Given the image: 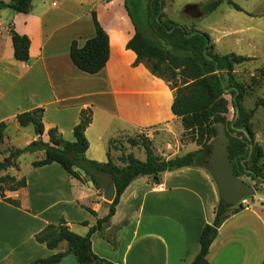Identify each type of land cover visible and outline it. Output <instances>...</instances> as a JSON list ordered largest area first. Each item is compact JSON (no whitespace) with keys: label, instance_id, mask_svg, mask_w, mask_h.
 Here are the masks:
<instances>
[{"label":"crops","instance_id":"crops-1","mask_svg":"<svg viewBox=\"0 0 264 264\" xmlns=\"http://www.w3.org/2000/svg\"><path fill=\"white\" fill-rule=\"evenodd\" d=\"M85 1L33 0L29 13L11 8L0 10V122H16L18 114L43 108L42 139L48 142V131L57 128L66 140L72 141L81 110L91 108L92 122L86 129L88 159L99 163L111 159L121 165L120 156L126 151L145 160L143 149L120 146L118 140L154 127H159V134L152 132L148 136L155 154L167 159L182 155L169 153L176 143L171 136L162 147V127L168 135L176 134L181 126L180 118L172 112L174 90L144 63L135 65L137 54L126 47L135 26L124 0L103 1L88 10L97 11L110 35V58L105 68L90 74L73 64L72 41L77 40L82 46L95 34L93 20L85 21L81 14L67 11L70 4L85 6ZM115 1L122 4V11L112 10ZM62 12L68 16L62 17ZM12 29L30 38L28 62L14 58ZM114 37L119 46H115ZM211 38L216 51L219 39ZM247 57L254 58L251 61L259 59ZM259 66L264 68V61ZM246 86L248 91L264 90V76L261 84L251 86L250 81ZM259 101L246 108L255 110L251 122L255 140L264 153V128L258 130L253 120L261 105ZM38 136L27 138V144ZM239 136L245 139L243 134ZM246 141L241 140L243 157L248 152ZM190 144L183 155L198 149ZM32 154L44 157V151ZM261 163L264 164V154ZM108 178L99 174L96 188L93 182L88 185L70 177L57 162L29 171L25 187L6 192L20 206L0 199V264H31L38 257L66 250V243L50 249L35 238L48 224H56L61 218L71 230L87 234L98 218L109 212L110 202L104 199ZM252 180L259 190L264 189V181ZM219 201L216 184L202 165L166 171L158 183L150 176H139L122 193L109 225L93 235V250L116 264H191L200 251L201 232L206 224L213 223ZM242 202L246 207L217 229L207 256L210 264H264V196L257 190L253 200ZM86 207L96 211V215ZM113 236L117 247L108 240ZM58 264L80 263L75 254L69 253Z\"/></svg>","mask_w":264,"mask_h":264},{"label":"trees","instance_id":"trees-1","mask_svg":"<svg viewBox=\"0 0 264 264\" xmlns=\"http://www.w3.org/2000/svg\"><path fill=\"white\" fill-rule=\"evenodd\" d=\"M32 1L5 2L0 0V10L11 8L16 12L29 13ZM220 2L221 0H213L204 6L191 4L186 7L185 11L201 18L206 13L215 10ZM228 2L237 10H242L233 0H228ZM165 4L166 0H124L125 8L135 26V33L128 40L126 47L137 54L135 65L144 63L152 74L169 83L174 90L172 112L181 118L185 128L191 129L201 147L184 155L167 159L155 154L151 139L145 133H139L136 137H129L128 142L133 147L140 146L144 149L145 160L139 159L133 152L123 151L120 156L121 165L115 164L111 159L106 163H99L86 157V151L89 148L86 129L93 117L91 108L81 110L80 121L73 129L74 140L72 141L66 140L57 128H51L48 131V142L42 139L41 136L45 132L43 108H35L18 114L16 116L18 126L23 129L33 128L30 129L32 130L31 135L39 136L23 147L9 149V154L3 161H0V173L11 167H17V160L23 154L44 151L43 158L32 162L33 167H42L57 162L70 177L84 182L78 172L81 168L90 176L96 188L99 187V174L112 175L116 187V196L113 202L109 203V212L104 217L98 218L97 223L89 229L87 234L81 235L71 230L64 218L56 224H48L37 233L36 240L46 244L48 248H58L64 242L67 248L50 256L38 257L31 264H58L69 253L75 254L80 264H116L94 252L93 235L102 232L109 225L122 193L135 178L150 176L158 183L159 177L166 171L201 165L210 141L217 136L216 125L211 122L212 117L215 116L216 106L222 111H231L233 106L234 117L231 128L238 135L243 134L248 142L247 155L242 157L240 162L241 170L254 180L264 181V164L261 163L264 153L261 145L255 140L251 122L255 110H248L245 107L244 99L248 87L240 82L234 73L237 65L254 58L236 53L218 54L209 33L195 26L189 28L173 18L166 17ZM91 16L95 28L94 36L87 39L82 46L77 40H73L70 46V57L73 64L80 70L96 74L105 68L110 58V35L99 21L96 10H92ZM11 35L14 58L21 62H28L30 59L29 36L13 29ZM114 43L115 46H119L115 37ZM263 76L264 68H261L258 76H252L251 86L261 84ZM226 94L231 96L232 106L230 100L225 97ZM261 102H263L262 99ZM219 123L224 124L226 128V117L222 116ZM7 129L8 122H0V144L5 140ZM227 135L230 139L229 155L233 162L234 172L242 177L235 168L233 144L228 133ZM111 145L115 146L114 142ZM243 150L244 145L242 144L237 153ZM26 184V176L17 178L16 175L8 173L0 175V199L20 206L18 200L6 196V191L18 190ZM245 207L246 205L242 202L229 207L221 200L219 201L213 223L206 224L201 232L200 251L191 264H210L207 256L216 237L217 229L227 218ZM86 208L96 215V211L89 207ZM108 240L114 247L118 246L115 236L108 237Z\"/></svg>","mask_w":264,"mask_h":264},{"label":"rangeland","instance_id":"rangeland-1","mask_svg":"<svg viewBox=\"0 0 264 264\" xmlns=\"http://www.w3.org/2000/svg\"><path fill=\"white\" fill-rule=\"evenodd\" d=\"M103 1L104 0H86L85 6H82L80 4H70L69 6L71 9L67 11L72 13V15L76 13L81 14L84 17L85 21H92L91 13L88 12V10H90V8H97V4L103 3ZM211 1L213 0H166L164 13L166 17L173 18L180 24H183L189 28L195 26L196 28L209 33L215 40L219 39L216 49L219 54L235 52L237 54L245 56L258 57V61L254 60L251 62H246L235 67L236 78L245 85H248L250 84L251 77L253 75L258 76L259 69L261 68L260 66L258 67V64L260 65L261 62L264 61V0H233L242 8V10H237L236 8H234L233 5L228 2V0H221L220 4L215 10L206 13L201 18L195 17L194 13H188L185 11L186 7L191 4L204 6ZM112 7L113 11L120 12L123 10L122 4H120L118 1L113 2ZM61 15L62 17L68 16L67 13L64 12H62ZM58 17L59 15H57V18ZM248 92L249 96L246 100H244L245 107H254L256 104V100H260V108L256 111L253 117V120L256 122V128L260 130L261 128H264V104H262L264 103V90L249 89ZM225 97L230 100L232 106L231 96L226 94ZM261 99L263 100V102H261ZM214 109L215 116H213L211 120L213 125L218 124L219 119L222 116L226 117V131L229 134L233 144V159L238 174H240L245 181H247L251 185H254V181L250 177L246 176L240 167L243 152L241 151L240 153H237V151L242 145L241 140L245 141V139L242 136H239L231 128V122L234 117L233 106L231 111L219 110L218 106H216ZM180 125V129L179 131H176V134L170 133L168 135H166L164 127H162V147L166 144L165 142L169 141L168 136H171L172 140H175L176 142L175 145H173V150L169 152L171 154L183 155V153H185V151L188 149V145L190 143H193L192 145L190 144L192 147L199 149L201 147V144L198 143V140L196 139V136L192 134L191 129H187L183 126L181 118ZM30 129L33 128L23 129L19 127L16 122H8V129L6 130L5 140L0 144V161H3L4 158L9 154V149L13 147H23L27 144V138L33 136L31 135L32 130ZM142 131L147 136L152 132L154 135H157L160 132L159 127L149 129L147 128ZM139 133L141 132L135 131L132 134L123 136L118 140V143L120 144V146L124 144L126 145V147H133L129 144L128 138L136 137V135ZM137 147L143 149L140 146ZM162 151L165 152L163 149ZM42 157L43 154L38 156L32 153H25L17 160V167H11L6 171H2L0 175H5L8 173L11 175H16L17 178L26 176L29 171L35 168L32 166L33 160ZM258 193H262L264 196V189H258ZM248 199L251 201L254 199V197ZM242 203L246 205L245 202Z\"/></svg>","mask_w":264,"mask_h":264},{"label":"water","instance_id":"water-1","mask_svg":"<svg viewBox=\"0 0 264 264\" xmlns=\"http://www.w3.org/2000/svg\"><path fill=\"white\" fill-rule=\"evenodd\" d=\"M216 129L217 136L210 141L201 165L212 176L220 200L227 206L233 207L248 198L254 197L257 194V190L254 185H251L234 172L233 162L229 155L230 139L226 133L225 125L218 123L216 124ZM78 172L83 181L91 185L92 180L86 171L79 168ZM115 196L114 178L109 175L104 191V199L111 203Z\"/></svg>","mask_w":264,"mask_h":264},{"label":"built area","instance_id":"built-area-1","mask_svg":"<svg viewBox=\"0 0 264 264\" xmlns=\"http://www.w3.org/2000/svg\"><path fill=\"white\" fill-rule=\"evenodd\" d=\"M159 189H160V190H162V189H163V187H162V186H160V187H159Z\"/></svg>","mask_w":264,"mask_h":264},{"label":"flooded vegetation","instance_id":"flooded-vegetation-1","mask_svg":"<svg viewBox=\"0 0 264 264\" xmlns=\"http://www.w3.org/2000/svg\"><path fill=\"white\" fill-rule=\"evenodd\" d=\"M255 185V184H254ZM255 188H256V190H257V186H254Z\"/></svg>","mask_w":264,"mask_h":264}]
</instances>
